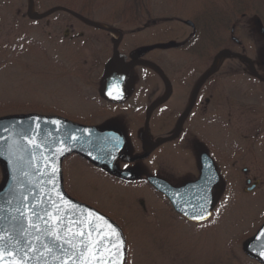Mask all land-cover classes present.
Returning a JSON list of instances; mask_svg holds the SVG:
<instances>
[{
  "label": "rangeland",
  "instance_id": "374dc122",
  "mask_svg": "<svg viewBox=\"0 0 264 264\" xmlns=\"http://www.w3.org/2000/svg\"><path fill=\"white\" fill-rule=\"evenodd\" d=\"M34 2L39 13L66 7L121 32L122 38L64 10L37 19L27 15L28 0H0V118L36 114L100 129L115 127L126 135L128 151L135 155L145 112L166 87L152 67L140 65L134 72L139 73L141 93L131 90L119 105L105 100L103 73L114 38L120 39L118 50L126 60L146 49L143 59L162 69L170 81L175 79L173 86L180 92L214 66L207 81L206 119L191 116L181 138L150 160L128 165L137 173L159 174V163L160 175L180 185L198 177L194 151L205 149L222 180L213 190L217 200L209 220L185 219L146 184L109 179L80 155L62 162L64 190L104 211L122 230L125 264H263L248 246L264 226V82L244 59L216 57L224 49L240 53L264 78V0ZM190 72L194 78L185 77L193 76ZM138 102L145 109L138 111L133 105ZM171 104L152 111V136L173 130L171 121L163 125L162 118L168 114L171 119L183 109L173 111ZM5 180L0 162V189Z\"/></svg>",
  "mask_w": 264,
  "mask_h": 264
},
{
  "label": "water",
  "instance_id": "95a60500",
  "mask_svg": "<svg viewBox=\"0 0 264 264\" xmlns=\"http://www.w3.org/2000/svg\"><path fill=\"white\" fill-rule=\"evenodd\" d=\"M28 1L30 17L40 19L60 9L122 38L121 32L69 8L38 13L34 0ZM185 23L195 29L192 21ZM120 39L114 38L112 58L104 71L103 94L115 103L125 100V83L137 64H150L162 71L141 59L146 49L135 51L127 63L118 50ZM227 54L228 49L222 50L216 60ZM213 70L214 66L206 76ZM171 138L174 136L154 142L145 132L142 135L144 154L127 159L130 162L144 159ZM126 149L127 141L115 127L100 129L59 116L36 114L0 118V162L6 171V180L0 189V264H125L126 243L122 230L108 217L65 192L62 162L77 154L111 172L131 177V170L117 171L115 167V161L124 157ZM200 162L199 177L181 186L155 175L147 178L177 214L194 223L211 218L217 200L213 190L221 184L214 160L207 152L201 154ZM248 251L264 264V226L249 244Z\"/></svg>",
  "mask_w": 264,
  "mask_h": 264
},
{
  "label": "flooded vegetation",
  "instance_id": "af4514ba",
  "mask_svg": "<svg viewBox=\"0 0 264 264\" xmlns=\"http://www.w3.org/2000/svg\"><path fill=\"white\" fill-rule=\"evenodd\" d=\"M27 15H28V12H27ZM29 16V15H28ZM45 17V16H44ZM43 17V18H44ZM33 18V17H31ZM84 21V20H83ZM86 22V21H85ZM88 23V22H86ZM89 24V23H88ZM100 29V28H99ZM110 33V32H109ZM111 34V33H110ZM233 40L236 41L238 44L240 43L239 40L235 37H233ZM135 52V51H134ZM133 52V53H134ZM132 53V54H133ZM132 54L130 55V59L129 60H126L124 59L127 63L128 62H131L132 60ZM227 56H235L237 58H240V59H244V61L249 65V67L251 68V70L253 71L254 75L262 82H264V78L262 76L259 75V73L257 72V70L255 69V64L254 62L252 61L251 63H249L247 61L246 58L248 57H245L244 55L240 54V53H233L231 52L229 49H228V54ZM141 59H143V57H141ZM250 59V58H249ZM144 60V59H143ZM145 61H148V60H145ZM150 62V61H148ZM152 63V62H151ZM154 64V63H153ZM140 65H146V66H150L152 67L156 73H158L159 75V81L161 80L164 84H165V87H166V92L164 94H162L158 99H156V101L152 102L150 104V106L148 107L147 111L145 112V116H144V127H143V130L140 134V151L139 153L135 154V155H131L128 151V147H129V143H128V140L126 138V135L122 132V130H120L122 132V134L124 135L126 141H127V149L123 152L124 154V157H119L116 161H115V167H116V170L117 171H126V170H131L133 172L132 176L131 177H127V176H122V175H119L115 172H111L108 170V168L106 167H101V166H97V165H93L91 162H89L91 165L95 166L97 168L98 171H100L102 174L106 175L107 178L109 179H112L114 181H117L119 183H122V184H129V183H134V181H138L140 183H144L146 184L148 187H150L151 189H153L154 191H156L157 193L161 194L160 192H158L151 184H149L147 178L148 176H151V175H155V176H158V177H161L163 178L164 180L168 181L169 183H171L167 177H164L162 175H160L161 173V165L158 163L157 164V167L159 169V174H147L145 172H139L137 173L136 171L130 169L128 167L129 164L131 163H136V162H143V161H148L150 160L156 153H158V151L166 146V145H172L175 141H177L179 138H181L183 136V134L186 132L185 130V124L189 121L190 117L191 116H195L194 120L195 121H198L199 119H206L205 117L207 116V108L210 104V88H209V85L207 83L208 81V78L209 76H206L203 75L201 78L199 77V79H194L193 82L189 85H183V86H186V89L182 90L181 92L179 91V89L177 90L175 85L173 86V83H174V80L170 81L169 78L166 76L165 72L162 70L160 71L158 68L150 65V64H137L135 67H133L131 70H130V73H129V76L126 80V83H125V92H126V98L124 100V102L126 101V99L128 98L131 90L132 92H138V94L141 93V90H140V86H139V73L138 75L135 76V72H134V69ZM105 71V69H104ZM105 73V72H104ZM104 73H103V80H102V96L105 100H107L109 103L113 104V105H119V104H122V103H115L111 100H108L107 98H105L103 92H104V84H105V77H104ZM190 75H193L192 72H190ZM185 77H191V78H194L195 76H185ZM184 77V78H185ZM137 81V82H136ZM180 82H184V79L181 80ZM138 83V85L136 84ZM187 83V82H186ZM169 84L171 85V88L169 87ZM137 85V86H136ZM166 100L163 101V102H160L158 103L161 99H163L164 97H166ZM169 101H172V104H171V107L170 109H172L173 111H178V110H181V108L183 109V111L177 115V113L174 115L173 118H169V115H165L162 120L163 121V125H167L168 124V120L171 121L172 125H174V128L173 130L167 134L166 136H163L161 137L160 136H157V137H154L151 135V131H152V125H151V114H152V111L157 108L158 106H162L166 103H168ZM158 103V104H156ZM156 104V105H155ZM136 109L138 111L140 110H143L145 109V106L144 105H140V102L138 103H134L133 104ZM153 105H155L153 107ZM196 113L197 115L193 114V113ZM193 114V115H192ZM171 115V114H170ZM193 118V117H192ZM147 120H148V125H147ZM174 122V123H173ZM85 125V124H84ZM157 130H159V124H157V127H156ZM145 132H148L150 138L154 141V142H157V141H160L164 138H169L171 136H174V138H171L170 140L160 144L159 146H157L150 154L149 156H147L146 158L144 159H139V160H136L134 162H130L127 158L129 157H135V156H140L142 154H144L145 152V149H144V146H143V140H142V135L145 133ZM187 134H185V141L187 142ZM183 142V141H182ZM184 143V142H183ZM188 143V142H187ZM177 144V143H175ZM173 149H177V148H173ZM203 152H207L205 149H201L199 147L196 148V150L194 151V154L196 156V158L198 157V168H199V175H200V168H201V162H200V157H201V154ZM208 153V152H207ZM209 154V153H208ZM73 156V155H71ZM76 156V155H75ZM78 156V155H77ZM156 169V168H155ZM157 172V171H155ZM198 175V177H199ZM136 177H140V179H137V180H134ZM197 177V178H198ZM196 178V179H197ZM196 179H190V180H187V181H183L180 185H174V186H181V185H184L185 183L187 182H191V181H194ZM65 181V177H63V182ZM222 182V180H221ZM248 183L251 182L250 179L247 180ZM220 185L219 184L218 186H215V188H220ZM77 192V191H76ZM67 193V192H66ZM70 197H72L73 199L83 203V204H86L90 207H92L91 205H89V203H87L86 201L84 200H81L77 197L74 196V194H70V193H67ZM79 195V194H78ZM162 195V194H161ZM163 196V195H162ZM104 204V203H103ZM140 205L143 207V210H146V206H145V201L144 200H140ZM94 208L95 210H97L98 212H100L101 214L105 215L106 217L110 218L104 211H102L101 209L97 208V207H92Z\"/></svg>",
  "mask_w": 264,
  "mask_h": 264
},
{
  "label": "snow or ice",
  "instance_id": "6c2138e0",
  "mask_svg": "<svg viewBox=\"0 0 264 264\" xmlns=\"http://www.w3.org/2000/svg\"><path fill=\"white\" fill-rule=\"evenodd\" d=\"M90 234V233H89ZM105 238H107V237H105ZM100 243H102V241H100ZM89 246H91V245H89ZM99 250V244H97V251Z\"/></svg>",
  "mask_w": 264,
  "mask_h": 264
}]
</instances>
